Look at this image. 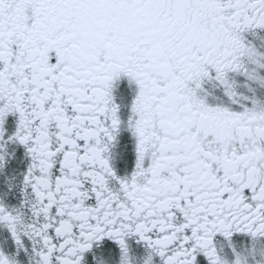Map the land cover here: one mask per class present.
Masks as SVG:
<instances>
[{
  "label": "snow or ice",
  "instance_id": "snow-or-ice-1",
  "mask_svg": "<svg viewBox=\"0 0 264 264\" xmlns=\"http://www.w3.org/2000/svg\"><path fill=\"white\" fill-rule=\"evenodd\" d=\"M0 264H264V0H0Z\"/></svg>",
  "mask_w": 264,
  "mask_h": 264
}]
</instances>
